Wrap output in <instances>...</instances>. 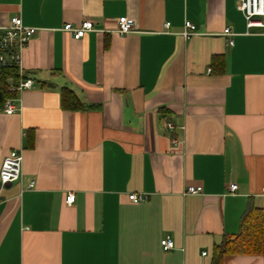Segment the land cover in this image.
<instances>
[{
    "label": "crops",
    "instance_id": "0c3cea01",
    "mask_svg": "<svg viewBox=\"0 0 264 264\" xmlns=\"http://www.w3.org/2000/svg\"><path fill=\"white\" fill-rule=\"evenodd\" d=\"M14 15L38 30L22 53L33 86L0 109V166L22 155L20 178L0 183V264H212L264 211V36L236 0H0V26ZM120 16L133 32H115ZM86 19L81 38L62 30ZM62 87L89 107L63 109ZM221 264H264V238Z\"/></svg>",
    "mask_w": 264,
    "mask_h": 264
},
{
    "label": "built area",
    "instance_id": "2783aa9c",
    "mask_svg": "<svg viewBox=\"0 0 264 264\" xmlns=\"http://www.w3.org/2000/svg\"><path fill=\"white\" fill-rule=\"evenodd\" d=\"M236 8L243 14L245 25L248 32H256L264 36V0H236ZM169 26V22L165 23V27ZM195 25L186 20L181 34L184 38H189L195 33ZM254 29V31L252 30ZM38 30L35 26L26 25L23 23L19 15H14L10 18L8 24L0 26V70L6 68L16 69L18 72L17 85H11L10 90L20 92L23 89L31 88L33 81L30 78L24 77L22 69V53L27 47L30 38ZM62 30L68 32L73 38L78 39L83 37L88 31L95 30L94 24L91 20H83L80 25H73L65 23ZM135 30L134 22L126 16H120L117 21V28L115 32L125 34ZM223 35L227 36V43L232 44L233 33L229 28L223 30ZM11 78V77H10ZM16 98H8L4 105L3 111L6 113H13L17 108L14 107L13 101ZM166 126L172 127L170 122ZM172 143L178 144L180 139L172 138ZM22 171V155L19 150H12L8 155L3 158L0 166V183L5 184L18 180ZM34 181H30L27 187H33ZM237 184H231L228 187L230 192H235ZM201 191V186L190 185L185 189V193H198ZM264 192V187H263ZM145 193H129L128 198L131 201L138 202L146 199ZM74 200V194L70 193L66 196L65 202L71 203ZM161 246L164 250L173 247V241L170 236H166L161 240ZM205 252H203L204 254Z\"/></svg>",
    "mask_w": 264,
    "mask_h": 264
},
{
    "label": "trees",
    "instance_id": "16d2710c",
    "mask_svg": "<svg viewBox=\"0 0 264 264\" xmlns=\"http://www.w3.org/2000/svg\"><path fill=\"white\" fill-rule=\"evenodd\" d=\"M223 60V55H213L211 61L213 70L221 71ZM18 78L16 69L6 68L0 70V109L8 98L17 97L18 92L10 90L9 87L17 85ZM60 106L65 110H80L89 107L69 87H62L60 89ZM28 145H31V139H29ZM263 238L264 211L259 208L250 209L241 222L240 230L232 236L223 238L220 244L214 246L212 264H221L224 255H258L262 253Z\"/></svg>",
    "mask_w": 264,
    "mask_h": 264
}]
</instances>
